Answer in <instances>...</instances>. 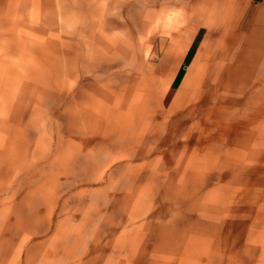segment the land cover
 Returning <instances> with one entry per match:
<instances>
[{"label": "rangeland", "instance_id": "obj_1", "mask_svg": "<svg viewBox=\"0 0 264 264\" xmlns=\"http://www.w3.org/2000/svg\"><path fill=\"white\" fill-rule=\"evenodd\" d=\"M0 264H264V0H0Z\"/></svg>", "mask_w": 264, "mask_h": 264}, {"label": "trees", "instance_id": "obj_2", "mask_svg": "<svg viewBox=\"0 0 264 264\" xmlns=\"http://www.w3.org/2000/svg\"><path fill=\"white\" fill-rule=\"evenodd\" d=\"M191 49H192V47L189 48L188 52H189ZM179 72H180V70H179Z\"/></svg>", "mask_w": 264, "mask_h": 264}]
</instances>
